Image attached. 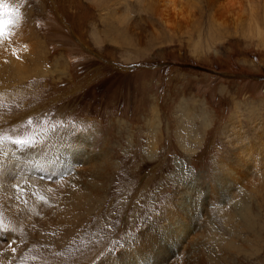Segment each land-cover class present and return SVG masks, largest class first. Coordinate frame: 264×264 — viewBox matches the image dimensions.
I'll return each instance as SVG.
<instances>
[{"label":"rangeland","instance_id":"374dc122","mask_svg":"<svg viewBox=\"0 0 264 264\" xmlns=\"http://www.w3.org/2000/svg\"><path fill=\"white\" fill-rule=\"evenodd\" d=\"M164 1L0 0V264H264V0Z\"/></svg>","mask_w":264,"mask_h":264},{"label":"bare ground","instance_id":"6f19581e","mask_svg":"<svg viewBox=\"0 0 264 264\" xmlns=\"http://www.w3.org/2000/svg\"><path fill=\"white\" fill-rule=\"evenodd\" d=\"M167 1V4L168 5H172L173 6V0H166ZM166 1H164V2H166ZM156 5V4H155ZM168 5H165V7L166 6H168ZM170 7V6H169ZM168 7V8H169ZM174 8H176V7H173V9ZM229 11V10H228ZM232 12H233V10H232ZM240 12V11H239ZM233 14V13H232ZM252 26V25H251ZM253 29V28H252ZM256 30V29H255ZM258 34V33H257ZM260 35L258 34V37H259ZM264 37V36H263ZM260 38V37H259ZM262 38V37H261ZM259 40V39H258ZM262 40V39H261ZM259 42H260V40H259ZM57 142H58V145L55 147H51V149L54 151V152H56V153H58V154H60V157H57L55 154H54V152L52 153V159H47V160H45V163H46V165H44L43 164V158L40 160V163H41V166L42 167H50V168H52V170H54V171H56L58 174H55L56 176H57V183H59V185L61 184V186L60 187H62L63 185L62 184H64V182H65V184H64V188H65V185L67 184V182L69 181V180H66L65 181V178L67 179L68 177H67V175H69L68 173H70V169H68L67 171H64V169L65 168H68V167H65L64 165H63V163H64V161H62L61 159L62 158H65L64 156H62V154H63V152L65 151V150H67V149H71V151L73 150H77V153H78V157H77V161L76 160H73L72 162L75 164L74 166H77V165H79V166H84V165H87V164H89L90 162L88 161H86L83 157H84V155L83 154H81V151H82V149L84 148V144L83 143H81V144H79V143H77V145H74V143H71L70 145H63V146H59L60 144H62V142H60V141H58L57 140ZM86 144V143H85ZM85 149V148H84ZM69 151V150H68ZM62 153V154H61ZM65 153V152H64ZM57 154V155H58ZM70 154H71V152H70ZM80 155H81V160H80ZM69 158V157H68ZM66 159V158H65ZM12 160V159H11ZM235 160V159H234ZM14 161V160H13ZM70 161V160H69ZM6 162V161H5ZM71 162V163H72ZM13 164V163H12ZM237 164V163H236ZM236 164H235V166H236ZM7 165H9V168H7L6 167V170H5V173L7 172V171H9L10 170V164L9 163H7ZM67 165V164H66ZM234 167V166H233ZM5 168V167H4ZM73 171H75V170H73ZM72 171V172H73ZM234 171V170H233ZM236 171V170H235ZM232 176H233V174H231ZM70 176V175H69ZM240 178V177H239ZM9 180L11 179V178H8ZM42 179H44V178H42ZM232 179V178H231ZM2 180V179H1ZM5 181V180H4ZM234 181H235V179H234ZM6 182V181H5ZM9 182V181H8ZM56 183V186L54 187L52 184H50V186L48 185V184H44V185H41L42 186V190H44L45 192L47 191V190H50L51 188H54V190L56 189V188H58L59 186H58V184ZM38 185V184H37ZM54 185H55V183H54ZM70 186V185H69ZM68 186V184H67V187H69ZM224 186V185H223ZM1 187H4V185L2 184L1 185ZM35 187V186H34ZM39 187V186H38ZM72 188H73V186H72ZM186 188V187H185ZM61 189V188H60ZM71 189V188H70ZM221 189V188H220ZM219 189V190H220ZM68 190V189H67ZM218 190V189H217ZM222 190V189H221ZM74 191H76V190H74ZM229 191V190H228ZM187 192V191H186ZM222 192H223V190H222ZM227 192V191H226ZM232 192V191H231ZM231 192H229V193H231ZM233 192H235V191H233ZM52 192H50V194H51ZM224 193V192H223ZM75 194H76V192H75ZM79 194V193H78ZM188 194V193H187ZM191 194V198H190V200L192 199V200H194V198L193 197H196L195 195H194V192H191L190 193ZM70 195V194H69ZM208 195V194H207ZM234 195V194H233ZM187 196V195H186ZM228 196V195H227ZM231 196V195H230ZM79 197V196H78ZM77 197V198H78ZM75 198V197H74ZM197 198V197H196ZM234 198V197H233ZM72 199V198H71ZM186 199V198H185ZM215 199V198H214ZM195 201V200H194ZM197 201V200H196ZM262 201V200H261ZM76 202V201H75ZM186 202V201H185ZM264 202V201H263ZM191 203H192V201H191ZM196 203V202H195ZM216 203V202H215ZM217 204V203H216ZM220 204V203H219ZM36 205V204H35ZM201 205V204H200ZM218 205V204H217ZM246 205V204H245ZM183 206V205H182ZM191 206V205H190ZM35 207V206H34ZM37 207V206H36ZM184 207H185V204H184ZM183 207V208H184ZM196 207V206H195ZM198 207H199V204H198ZM37 208H39V207H37ZM183 208H181V210H183V211H185ZM190 209V208H189ZM33 210V209H32ZM35 210V209H34ZM38 210H40V209H38ZM36 211V210H35ZM39 212V211H38ZM185 213V212H184ZM183 213V214H184ZM239 213H240V218H241V221H242V224H243V226L246 228V230H248L249 232H251L252 230H253V223H252V221H251V219H250V216L248 215V213H247V211H246V209H245V207H241L240 208V211H239ZM23 214H26V213H23ZM181 214V213H180ZM187 214V213H186ZM190 215V214H189ZM198 215V214H197ZM237 215V214H236ZM186 216H188V215H186ZM170 217V216H169ZM190 217H192V216H190ZM189 217V218H190ZM164 218V217H163ZM197 218V217H196ZM184 219V218H183ZM191 219H193V218H191ZM169 220V219H168ZM163 221V220H162ZM171 221V220H170ZM183 221V220H182ZM198 221V220H197ZM188 223V222H187ZM194 224L195 223H197V222H193ZM193 223H191L190 225H191V230H193L194 231V227H193ZM157 224V223H156ZM188 225V224H187ZM172 226V225H171ZM189 226V225H188ZM195 226V225H194ZM176 227V226H175ZM178 227V226H177ZM241 227V226H240ZM164 228H165V226H164ZM189 228V227H188ZM236 229V228H235ZM166 230V229H165ZM170 230V229H169ZM177 230V229H176ZM243 230V229H242ZM153 231V230H152ZM167 231V230H166ZM178 231V230H177ZM190 231V230H189ZM154 232V231H153ZM161 232V231H160ZM180 232V231H179ZM185 232V231H184ZM157 233V232H156ZM176 233V232H175ZM181 234V233H180ZM185 234V233H184ZM204 234V233H203ZM179 235V234H178ZM175 236H177V235H175ZM186 236L188 237V233L186 234ZM199 236V235H198ZM151 237V236H150ZM149 237V238H150ZM154 237H156L157 238V240L158 241H163L162 242V245H159V248H160V250H162L163 251V255L165 256L164 257V259L165 260H167V257H168V259H174L173 257V254H169V253H167L168 252V249L169 248H166V249H163V247L165 246V245H167L168 247H170V248H172L173 246H174V244L176 243H172L171 242V240H170V238H169V236H168V239H167V236H165L163 233H159L158 235H153V237H151V238H154ZM173 237V236H172ZM250 237V236H249ZM252 237V236H251ZM162 238V239H161ZM178 240H181V236H178V237H176ZM185 239V238H184ZM199 239V238H198ZM175 240V239H174ZM146 241H147V239H146ZM176 241V240H175ZM200 241V240H199ZM143 242H145L144 240L143 241H141V242H138V243H134L135 245V247H136V249L138 250H141L145 255H147V256H149V255H151L150 257H146V258H149V261H147L148 263H150L152 260H153V258L156 260V261H158V256H157V253L156 252H154V253H152L151 252V250L149 249V248H147V247H145V243L143 244ZM151 242V241H150ZM198 242V241H197ZM186 243V242H185ZM185 243H182V244H178V242H177V244H176V251L178 250V249H182L183 248V245L185 244ZM195 243V242H194ZM211 243V242H210ZM215 243V242H214ZM147 244V243H146ZM159 244V243H158ZM157 244V245H158ZM189 244V243H188ZM196 244H198V243H196ZM202 244V243H201ZM232 244V243H231ZM152 245V244H151ZM211 245H213V244H211ZM188 245H186V247H187ZM192 245H190V247H191ZM153 247V246H152ZM157 247V246H156ZM215 247H217L216 246V244H215ZM238 247V246H237ZM212 248V247H211ZM188 249V248H187ZM199 249V248H198ZM217 249H218V247H217ZM193 250V249H192ZM202 250V249H201ZM136 251V250H135ZM153 251V250H152ZM172 251V250H171ZM180 251V250H179ZM188 251V250H187ZM203 251V250H202ZM219 251V250H218ZM182 252H183V249H182ZM195 252H196V249H195ZM178 253V252H177ZM187 253H189V252H187ZM218 253V252H217ZM217 253H214V254H217ZM180 254H182V253H180ZM186 254V253H185ZM199 252L197 253V257L199 256ZM159 255V254H158ZM176 255V254H175ZM179 255V254H178ZM187 255V254H186ZM193 256V255H192ZM152 257V258H151ZM177 257H180V255L179 256H177ZM185 257V256H184ZM187 257V256H186ZM194 257V256H193ZM192 257V258H193ZM196 257V256H195ZM209 257H211V256H209ZM202 258H204V257H202ZM184 259V258H183ZM201 259V258H200ZM148 260V259H147ZM204 260V259H203ZM161 261V260H160ZM174 261H175V264H186V263H184L183 261H180L179 260V258H177V260H175L174 259ZM185 261V260H184ZM168 262V261H167ZM172 262H173V260H172ZM171 261L169 262V264H174V263H172ZM166 263V262H165ZM197 262H196V260H194V259H192V262H191V264H196ZM96 264H124V256L123 255H120V257H118V258H114L113 256H106L105 258H103L102 260H99V262H97ZM147 264V263H146Z\"/></svg>","mask_w":264,"mask_h":264},{"label":"snow or ice","instance_id":"6c2138e0","mask_svg":"<svg viewBox=\"0 0 264 264\" xmlns=\"http://www.w3.org/2000/svg\"><path fill=\"white\" fill-rule=\"evenodd\" d=\"M2 35H3L2 31H0V36H2Z\"/></svg>","mask_w":264,"mask_h":264}]
</instances>
